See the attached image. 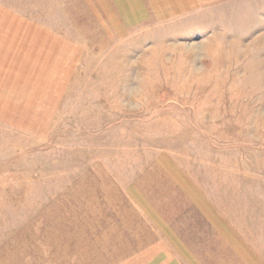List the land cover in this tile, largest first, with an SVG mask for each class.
<instances>
[{"label": "rangeland", "instance_id": "obj_1", "mask_svg": "<svg viewBox=\"0 0 264 264\" xmlns=\"http://www.w3.org/2000/svg\"><path fill=\"white\" fill-rule=\"evenodd\" d=\"M0 264H264V0H0Z\"/></svg>", "mask_w": 264, "mask_h": 264}]
</instances>
